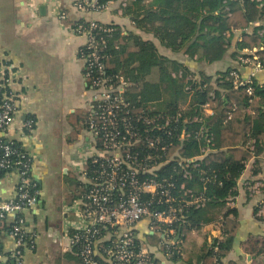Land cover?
Returning a JSON list of instances; mask_svg holds the SVG:
<instances>
[{"label":"crops","instance_id":"0c3cea01","mask_svg":"<svg viewBox=\"0 0 264 264\" xmlns=\"http://www.w3.org/2000/svg\"><path fill=\"white\" fill-rule=\"evenodd\" d=\"M131 1L115 0L104 10L86 15L73 8L72 0H0V67L9 73V89L19 98L15 130L10 135L19 138L32 156L31 174L40 190L37 206L25 214L26 232L34 240V246L24 251L25 264H77L71 257L75 249L70 239L74 219L70 208L81 197L72 203L68 201L71 177L84 182L83 171L94 150L85 122L81 124L84 114L88 113L92 94L79 55L86 36L75 33L72 22L93 19L119 24L155 43L161 55L183 63L192 72L196 83L203 75L210 77V84L222 96L226 89L216 80L222 72L234 66L244 77H253L264 83V70L255 72L239 64L236 57L242 50H237L235 57L232 56L233 50H229L221 60L210 63L203 58V53L190 58L184 50L176 53L165 47L152 33L137 29L130 16L125 15L123 7ZM150 2L155 8L160 7L157 0H145L146 4ZM60 11L68 12L69 17L63 21L59 17ZM258 25L260 23L256 22L255 26ZM235 34V39L240 40L241 32ZM154 73L157 79L150 80L155 82L158 80L157 70ZM173 76L181 77L182 71L174 72ZM193 93L187 86V98L182 104L184 111ZM211 94L215 95L214 92ZM207 103L201 106L204 116L214 113L211 105L206 107ZM29 119L35 121L33 138L19 130ZM248 144L254 150V140ZM207 152L209 149L204 154ZM13 180L12 175L4 183L6 193H11ZM237 190L238 194L230 197L223 208H210L208 215L215 218L214 221L188 235L181 236L180 233L183 254L178 261L167 260L163 252L156 251V241L151 243L153 240L147 237V222L139 223L137 231L143 241H148L152 253L162 264H209L205 255L212 249L213 242L223 237L220 221L227 209H236L237 214L230 213L229 217L238 220L241 226L234 248L223 259V264L231 261L237 264L264 263V255L255 257L246 248L250 241L264 244V221L259 219L264 217V151L247 161ZM0 248L5 252L14 248L13 238L3 229H0Z\"/></svg>","mask_w":264,"mask_h":264},{"label":"built area","instance_id":"2783aa9c","mask_svg":"<svg viewBox=\"0 0 264 264\" xmlns=\"http://www.w3.org/2000/svg\"><path fill=\"white\" fill-rule=\"evenodd\" d=\"M72 6L90 15L104 10L108 4L99 5L97 0H72ZM59 17L64 21L69 14L60 11ZM84 20L87 26L77 24L72 29L86 36L79 55L92 92L85 126L94 152L83 171V181L89 188L70 208L74 214L71 243L84 264H156L150 244L143 241L137 231V225L145 221L149 234L159 235L151 240V243L156 241L157 252H163L168 260L170 249L174 248L182 256L180 233L177 234L173 226L187 223V206H202L206 200L202 195L193 196L185 189V184L180 188L183 195L175 193V182L160 172L167 163L176 161L184 170L183 177L189 178L187 168L195 159H186L179 152L170 154L172 143L169 139L177 130V126H171L170 117H150L143 110L135 111L124 98L123 94L132 83L122 74L108 76L104 63L106 55L102 48L106 39L101 33H110L113 29L102 26L97 20ZM263 49H245L238 57L239 64L255 72L263 71L264 57L259 54ZM231 76L235 89L245 86L248 95H254L253 77H244L238 69L233 70ZM9 84L10 75L1 67L0 229L13 238L14 248L10 255L0 250V264H10V259L15 264H25L24 251L29 243L34 246L33 238L26 232L25 214L37 206L40 190L31 174L32 156L19 138L10 135L15 130L19 98L9 89ZM180 116H176L175 123ZM19 130L29 138L35 137V121L27 120ZM203 135L201 129L197 136ZM188 136L183 129L181 139ZM12 175V191L6 193L4 183ZM189 194L191 199H188ZM212 249L218 250L215 241Z\"/></svg>","mask_w":264,"mask_h":264},{"label":"trees","instance_id":"16d2710c","mask_svg":"<svg viewBox=\"0 0 264 264\" xmlns=\"http://www.w3.org/2000/svg\"><path fill=\"white\" fill-rule=\"evenodd\" d=\"M97 1L99 5H107L115 0ZM157 1L160 3L159 8H155L151 2L146 4L145 0H132L123 10L125 15L130 16L137 29L152 33L165 47L176 53L184 50L190 58L203 53V58L213 63L221 60L229 50H233L232 56L235 57L237 50L264 47L262 1ZM256 22L260 25L255 26ZM72 24L88 25L84 19ZM101 25L113 29L110 33H101L106 39L102 48L106 55V74H122L132 83L123 96L130 101L135 111L143 110L150 117L163 115L172 119L171 126H177V130L169 139L172 143L170 154L179 152L186 159H195L187 168L189 178L183 177L184 170L176 161L167 163L160 172L175 182V193L183 195L180 188L185 184V189L190 190L193 196L202 195L206 200L205 206H187V223L173 226L177 234L188 235L192 230L215 220L208 215L210 208H223L230 197L238 194V181L245 171L247 161L253 155L264 151V83L252 78L255 87L253 96L248 95L245 86L235 89L231 72L238 68L234 66L222 72L216 80L220 87L226 89L225 95L222 96L210 84V77L203 75L202 80L196 83L192 72L183 63L161 55L152 41L144 40L119 24ZM236 31L241 32L240 40L235 39ZM259 53L264 57V49ZM154 70L158 72V80L155 82L150 80ZM177 71H182L181 77L173 76ZM187 86L188 90H193L194 93L187 110L184 111L182 104L187 98ZM212 92L215 95H212ZM207 102L212 106L214 113L204 116L201 106ZM84 115L81 124L88 119V113ZM177 115L181 116L179 122L175 123ZM196 117L200 119H195ZM183 129L189 133L185 139H181ZM201 129L204 130V135L199 137L197 133ZM251 140H254V150H251L248 144ZM203 149H209V152L204 154ZM201 155H204L203 158L198 159ZM71 179V196L68 199L70 203L83 197L89 188L75 176ZM188 199H191L190 194ZM230 213L237 214V211L227 209L220 221L223 237L215 241L218 250L211 249L205 255V261L209 264H215V261L223 264V259L234 248L241 223L230 219ZM259 219L264 221V217ZM147 237L154 240L159 235L148 234ZM246 248L255 257L264 255V244L259 241H250ZM5 253L10 255V252ZM169 255L172 261L181 259V255L174 248L170 249ZM71 257L77 264H84L76 250ZM154 261L161 264L157 259ZM9 262L15 264L12 259ZM230 264L237 263L231 261Z\"/></svg>","mask_w":264,"mask_h":264},{"label":"rangeland","instance_id":"374dc122","mask_svg":"<svg viewBox=\"0 0 264 264\" xmlns=\"http://www.w3.org/2000/svg\"><path fill=\"white\" fill-rule=\"evenodd\" d=\"M157 77V75H156V73H154V71L152 72V74L150 75V78H152V79H157L156 78ZM155 240V239H154ZM257 264H264V263H257Z\"/></svg>","mask_w":264,"mask_h":264},{"label":"water","instance_id":"95a60500","mask_svg":"<svg viewBox=\"0 0 264 264\" xmlns=\"http://www.w3.org/2000/svg\"><path fill=\"white\" fill-rule=\"evenodd\" d=\"M178 237H179V235H178Z\"/></svg>","mask_w":264,"mask_h":264}]
</instances>
